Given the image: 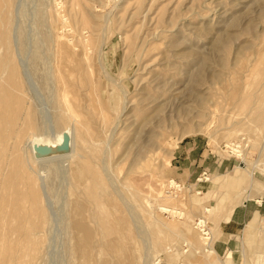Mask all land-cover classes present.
I'll use <instances>...</instances> for the list:
<instances>
[{"label": "rangeland", "instance_id": "1", "mask_svg": "<svg viewBox=\"0 0 264 264\" xmlns=\"http://www.w3.org/2000/svg\"><path fill=\"white\" fill-rule=\"evenodd\" d=\"M229 251L264 264V0H0V264Z\"/></svg>", "mask_w": 264, "mask_h": 264}, {"label": "bare ground", "instance_id": "2", "mask_svg": "<svg viewBox=\"0 0 264 264\" xmlns=\"http://www.w3.org/2000/svg\"><path fill=\"white\" fill-rule=\"evenodd\" d=\"M74 61V60H73ZM86 61V60H85ZM75 63V62H74ZM78 64V63H77ZM72 92H65V95H64V104L66 105V106H68V112L70 113V114H72V112H74L75 111V107H74V105L77 103V100L76 99H71L70 98V94H71ZM72 120H74L75 119V121H76V123L78 124V125H80V123H81V121H80V118L79 117H75V118H71ZM65 137V136H64ZM69 137V136H68ZM66 139V138H65ZM69 141V140H68ZM65 143V142H64ZM64 145V144H63ZM42 147V146H41ZM38 148H40V147H38ZM46 148V147H45ZM45 148H43V150H45ZM52 148V147H51ZM51 148H50V150H51ZM58 148V147H57ZM57 148H56V150H57ZM62 148V147H61ZM65 148V147H64ZM63 148V149H64ZM36 149V148H35ZM48 149V151H49V148H47ZM66 149V148H65ZM36 150H38V149H36ZM42 150V149H41ZM62 150V149H61ZM38 151H40V150H38ZM46 152H47V150H45ZM55 151V150H54ZM54 151H52V152H54ZM40 152H42V151H40ZM52 152H50V153H52ZM43 153V152H42ZM59 154V153H58ZM48 155V154H47ZM55 155H57V154H55ZM240 169V168H239ZM239 169H237L235 172H234V174L233 175H229V180L228 181H226V183H227V186H231V184H241V183H245L246 181H244L243 179H241V178H239L238 177V175H239ZM209 178H206V180H208ZM222 184V183H221ZM222 186H224V185H222ZM240 187H241V185H240ZM250 190H252V189H250ZM256 191V190H255ZM251 192V191H250ZM252 198V197H251ZM253 198H254V196H253ZM241 204V201L239 200V201H237L236 203H234L233 205H231L229 208H228V210H227V212L224 214L223 213V215H222V217H221V221L223 222V223H228L227 225H229L230 224V216H231V214H232V212L234 211V209L238 206V205H240ZM221 206H222V201H220L219 202V208H220V210H221ZM163 208V207H162ZM162 208H161V210H162ZM165 208V207H164ZM165 210H167V209H165ZM173 211V210H172ZM171 211V212H172ZM170 212V211H169ZM173 214L172 215H174V214H177V215H179L178 214V212H176V211H173L172 212ZM180 216H181V214H180ZM186 223V222H185ZM257 223H258V221L257 220H254L252 223H251V229L252 230H256L257 229ZM227 225L225 226V228H227ZM212 249V248H211ZM234 256H235V252L234 251H231L228 255H227V257H226V260L224 261V263L223 264H232V263H234V261H235V258H234ZM215 257H217V256H215ZM223 262V261H222Z\"/></svg>", "mask_w": 264, "mask_h": 264}, {"label": "crops", "instance_id": "3", "mask_svg": "<svg viewBox=\"0 0 264 264\" xmlns=\"http://www.w3.org/2000/svg\"><path fill=\"white\" fill-rule=\"evenodd\" d=\"M181 157V156H179ZM263 206H260L254 210H251V205H244L242 207L237 208L234 212H232L233 214H231L232 216H230V226H233L234 224L237 225H244L246 224L257 212L262 213L263 212ZM257 217V216H256ZM234 223V224H233ZM221 240H225V238H222ZM231 241L228 242H219L218 244H216V251L219 254H224L227 252V250H229L232 246H231ZM216 251L213 249L212 247V252L211 253H216ZM231 252V251H229ZM228 252V253H229ZM217 254V253H216Z\"/></svg>", "mask_w": 264, "mask_h": 264}, {"label": "built area", "instance_id": "4", "mask_svg": "<svg viewBox=\"0 0 264 264\" xmlns=\"http://www.w3.org/2000/svg\"><path fill=\"white\" fill-rule=\"evenodd\" d=\"M205 232V231H204ZM206 235L208 234L207 232L205 233Z\"/></svg>", "mask_w": 264, "mask_h": 264}]
</instances>
